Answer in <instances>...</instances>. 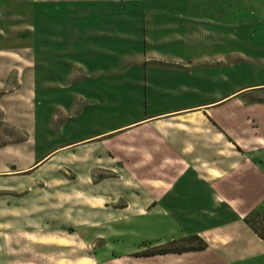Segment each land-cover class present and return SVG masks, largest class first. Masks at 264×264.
Wrapping results in <instances>:
<instances>
[{"label":"rangeland","instance_id":"obj_1","mask_svg":"<svg viewBox=\"0 0 264 264\" xmlns=\"http://www.w3.org/2000/svg\"><path fill=\"white\" fill-rule=\"evenodd\" d=\"M203 1L221 11H199ZM91 10L94 20L112 25L114 38L86 37L81 22ZM200 12L213 21L221 14L215 37L202 39L201 33L196 40L182 26ZM71 18L81 19L76 30L85 29L75 41L72 27H53ZM145 18L175 26L171 33L163 28L160 36L169 42L158 48L172 64L190 63L186 69L132 70L134 48L141 46L133 35L150 36L135 27ZM122 66L125 77L113 75L112 68ZM152 68L169 80L166 94L155 92ZM140 74L141 92L134 84ZM245 86L252 87L220 115L238 119L232 125L242 137L237 143L261 153L264 163V20L251 17L244 0H0V264H133L144 254L201 247L190 237L166 242L159 231L165 225L149 218V205L139 204L151 183L166 175L139 170L134 156L141 154L143 165L159 161L166 141H155L156 157L135 149L139 137H131L79 144L42 160L67 143L153 112L156 104L207 102ZM222 141L223 149L238 147ZM259 208L250 222L264 236V203Z\"/></svg>","mask_w":264,"mask_h":264},{"label":"crops","instance_id":"obj_2","mask_svg":"<svg viewBox=\"0 0 264 264\" xmlns=\"http://www.w3.org/2000/svg\"><path fill=\"white\" fill-rule=\"evenodd\" d=\"M203 3L199 11L204 12L206 6L210 10L214 8L221 11L220 5L217 6L215 3L210 5L204 1ZM244 3L251 17L259 21L264 20V0H244ZM152 8L148 11L154 13V7ZM142 10L146 11V8ZM91 12L92 16L81 22V25L86 27V37L102 36L112 39L116 35L113 32L110 37L112 25L98 19L94 20L93 11ZM192 18L194 19H183L182 26L186 31H191V36L196 40L202 37L201 33L204 35L202 39L215 37V26L222 27L221 14L217 21L201 15V12ZM79 21L81 19L71 18L66 24L59 22L57 25L55 22L53 27L54 29L67 25L72 27L73 32L69 31V36L75 41L84 37L85 29L80 32L76 30ZM135 27L138 28V33L139 30L140 33L150 32V36H144L143 41L141 36L134 38L133 35L132 40L135 45L139 42L141 46L139 50L134 48L133 66L135 67L132 70L143 65L164 67L163 69L172 65L174 67L182 65V69H186L185 66L190 64L180 61L172 64L170 55L167 52L162 53L158 48L164 42H169L167 38L160 36L164 35L163 28L170 29L169 33H171L175 26L168 22L163 24L156 19L146 22L145 18L135 23ZM44 28L46 29V24ZM118 35L127 37L124 33ZM142 44H144L143 49ZM217 57L221 65L220 61L223 57L221 54ZM152 69L158 76L154 78L157 81L154 86L157 90L155 92L166 94L170 91L169 80L161 76L158 69ZM84 71L88 72L86 68ZM81 72L77 70V74ZM112 73L125 77L124 66L120 69L112 68ZM142 75L140 74L138 78L134 76L135 88L138 87L140 92L144 83ZM121 86L123 88L124 84L122 83ZM251 87H237L224 95L218 93L207 102L191 105L176 107L163 105V108H160L156 104L153 112L145 110L139 116L129 118L110 129L67 143L50 153L42 162L65 149L105 138L122 141L139 137L135 149L145 148L150 150V157H156L159 154L156 148L154 149L155 141H166L165 154L163 153L164 156L159 161L152 158L150 163L143 165L142 155L135 153V166L139 170H164L166 175V180H155L151 183L149 194L142 195L139 204L149 205L147 208L149 218L165 225V228H159V231L160 234L166 235V242L198 236L207 247L181 254L135 257L133 264H264V241L245 222V218L264 203L262 154L248 153L244 150L236 141L242 137L240 134L238 136L232 126L238 123V119H222L220 115L221 107ZM223 137L233 147L234 144L238 147L223 149ZM123 155L126 156L125 153ZM39 165L40 163L32 168H37Z\"/></svg>","mask_w":264,"mask_h":264},{"label":"trees","instance_id":"obj_3","mask_svg":"<svg viewBox=\"0 0 264 264\" xmlns=\"http://www.w3.org/2000/svg\"><path fill=\"white\" fill-rule=\"evenodd\" d=\"M260 207V206H259ZM259 207H257L255 210H253L246 218H245V222L252 228V230L264 241V236L263 235H261L260 233H259V230L257 229V228H255L252 224H251V222H250V216H251V214L253 213H255V211L257 210V209H260ZM252 214V215H253ZM190 238H192V239H195L196 241H198V242H200L201 243V247H198V248H193V249H190V250H186V251H176V250H165V251H160V252H154V253H150V254H144V255H142V256H154V255H164V254H169V253H184V252H189V251H194V250H203V249H205L206 247H207V245H206V243L200 238V237H198V236H192V237H190ZM187 241H189V240H187ZM186 241V242H187ZM174 242V241H173ZM173 242H171V244H173ZM179 242H181L182 244H183V242L184 243H186L184 240H182V241H179Z\"/></svg>","mask_w":264,"mask_h":264}]
</instances>
